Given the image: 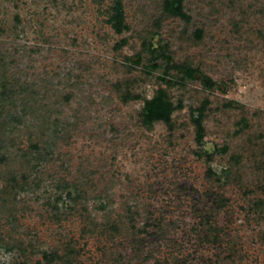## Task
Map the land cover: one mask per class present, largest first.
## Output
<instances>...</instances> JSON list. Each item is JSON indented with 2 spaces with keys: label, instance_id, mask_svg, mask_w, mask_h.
<instances>
[{
  "label": "rangeland",
  "instance_id": "374dc122",
  "mask_svg": "<svg viewBox=\"0 0 264 264\" xmlns=\"http://www.w3.org/2000/svg\"><path fill=\"white\" fill-rule=\"evenodd\" d=\"M168 1L0 0V264H264V0Z\"/></svg>",
  "mask_w": 264,
  "mask_h": 264
},
{
  "label": "trees",
  "instance_id": "16d2710c",
  "mask_svg": "<svg viewBox=\"0 0 264 264\" xmlns=\"http://www.w3.org/2000/svg\"><path fill=\"white\" fill-rule=\"evenodd\" d=\"M166 10L173 15H182V0L168 1L166 3ZM113 25L117 31H121L122 28H124V16L121 8L117 10L114 16ZM185 75L191 79L200 77L202 82L209 86L215 84L210 77L204 75L202 72L199 71L198 68L187 67L185 69ZM3 88L4 90H6L5 84H3ZM171 111V104L166 100L164 90L158 89V91L153 97L145 101L141 112L142 121L143 123L150 125L153 121L160 120L169 125L171 123ZM203 111V105L197 107L195 109V115L192 116L193 121L196 125L195 140L199 144L202 142L204 137V126L202 124ZM33 146L35 145L33 144ZM198 155H201V153L199 152ZM6 160L7 159L4 157V155L0 156L1 162H5ZM43 257L46 263L50 264L55 260L56 257H58V255L53 252H45L43 254Z\"/></svg>",
  "mask_w": 264,
  "mask_h": 264
}]
</instances>
